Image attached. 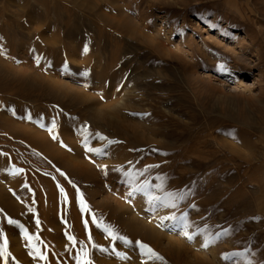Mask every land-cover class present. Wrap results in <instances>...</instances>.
Here are the masks:
<instances>
[{
	"label": "rangeland",
	"instance_id": "obj_1",
	"mask_svg": "<svg viewBox=\"0 0 264 264\" xmlns=\"http://www.w3.org/2000/svg\"><path fill=\"white\" fill-rule=\"evenodd\" d=\"M0 37V264H264V0H0Z\"/></svg>",
	"mask_w": 264,
	"mask_h": 264
},
{
	"label": "bare ground",
	"instance_id": "obj_2",
	"mask_svg": "<svg viewBox=\"0 0 264 264\" xmlns=\"http://www.w3.org/2000/svg\"><path fill=\"white\" fill-rule=\"evenodd\" d=\"M231 12H232V10H231ZM240 15H241V17H243V15L241 13H240ZM245 17L251 18V16H249V17L248 16H245ZM221 19L225 20L229 24L231 22L228 13L225 12V11H223V13L217 14L215 16V20H221ZM249 23H251V22L249 21ZM172 28H174V27H172ZM172 28H170L169 30H167V33L172 32V30H173ZM246 34H247V37H248V39L250 41L247 42L246 39H242L241 44L238 45L237 47H233L232 46L233 48L227 49V48H222L220 46H217L216 43H212V42L210 43L209 42L206 46L204 45V47H199V46L194 45V46L199 47V48H193V47L189 46V48L191 49V52L188 54V53H186L184 51V53L182 54V56H183V58H185L184 60L186 62H188V63H190V61L187 60V57L190 56V59H191V61L193 63V65L191 63H190V65H192L194 69L196 67H199L200 66V67H203L205 69L215 70L218 73H223V72H226V71H228L230 69L243 68L245 66H243L242 64H246V62L244 63L242 61V59H243L241 57L242 55H246L247 56V55H250L253 51H255L257 53V56H259V57L256 56V60L259 61V60H261V58H263V57H260V54H259V53H261V52H259L260 51V47L259 46L261 45V42H262V40H261V38H262L261 37V31H254L253 32V30H252V32H248ZM218 51L219 52H222L223 54H221V56L216 57V55H218L217 54ZM206 55H214L216 57V60L213 61L212 59H208L206 57ZM219 55H220V53H219ZM205 57L207 58L208 61L211 60L213 62H211V61L210 62H207L206 59H205ZM211 57L209 56V58H211ZM244 58H246V57H244ZM249 60H250V58H249ZM250 62H251V60H250ZM251 64H250V66H251ZM248 65L249 64H247V66ZM221 66H223V67H221ZM209 75H211V74H209ZM68 162H69V164H71L70 161H68ZM72 164L77 165L75 163H72ZM117 205H118L117 206V209H120L121 210L123 208V204H120L119 202H117ZM123 212L124 213L121 214L122 221L125 224H127L129 227H131L133 230H136L137 232L138 231H147V232L150 231L154 235H156L157 233H159V230L156 227H153L154 225L153 226L152 225H148L145 221H143L141 218H139L135 214L128 213L127 210H125Z\"/></svg>",
	"mask_w": 264,
	"mask_h": 264
},
{
	"label": "snow or ice",
	"instance_id": "obj_3",
	"mask_svg": "<svg viewBox=\"0 0 264 264\" xmlns=\"http://www.w3.org/2000/svg\"><path fill=\"white\" fill-rule=\"evenodd\" d=\"M0 39H2V37H0ZM85 51H87V49H85ZM221 67H223V66H221ZM86 74H87V73H86ZM29 118H31V117H29ZM100 138H101V139H107V137H104V136H101ZM112 142H113V141H109V143H112ZM89 150H90V151H94L95 149H91V148H90ZM17 171H20V170L17 169ZM144 184H145V186H147V185H148V181H145ZM141 190H144V189L142 188ZM63 191H64L63 188H61V192H63ZM168 195H169L170 197H173V202H172L171 206H172V207H175L176 204H175L174 198H175V195H176V194H174V193H169ZM153 199H159V198H158V197H153ZM81 204H82V210H88V209H87V206H86V203H85L83 200L81 201ZM0 211H2V210H0ZM166 218L175 219V217H166ZM93 221L96 222V217H95V216H93ZM8 223H9V224L18 225V226L21 227V228L24 227L23 225H21V224L19 223V221H17V220H13V219H11V218L8 219ZM37 223H39V220H37ZM85 223H87V221H85ZM97 226H98V227H103L104 231H105V232H108L109 235H112L114 239H121V240H123L125 243H129V244L132 243V241L128 240L127 237H120V236H118L116 233H114V232L112 231V229H111L108 225H101V224L98 223ZM185 234L187 235V233H185ZM25 236L28 237V239H32V237L29 236V234H28V232H27L26 229H25ZM191 238H192V237L189 236V239H191ZM69 239L72 240L73 242H75V237L70 236ZM89 239H91V236H89ZM136 243L139 245V247H140L142 253H144L146 256H148L149 259H151V258L154 257V258H156V259L163 260V257L160 256L158 253H156V252H155V251H154L149 245H147V244H145V243H143V242H140V241H136ZM93 247H96V245H93ZM7 248H8V241H7V238L5 237L3 245L0 246V255L5 256V259H6V260H7V257L11 255V254L8 252ZM35 254H36L37 256H39L40 258H42V259H47V257L44 256V255L40 252L39 249H36V253H35ZM117 255H120V253H117ZM233 255H238V253H234ZM227 258H228V256H227V254H225V259H227ZM76 259H77V264H92L91 260L88 259V252H87L86 250L83 252V256H81V255H77Z\"/></svg>",
	"mask_w": 264,
	"mask_h": 264
}]
</instances>
